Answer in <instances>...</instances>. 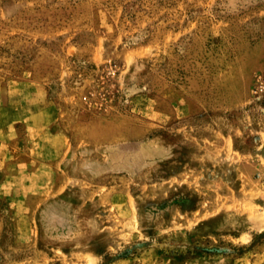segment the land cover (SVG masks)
Instances as JSON below:
<instances>
[{"label": "rangeland", "instance_id": "rangeland-1", "mask_svg": "<svg viewBox=\"0 0 264 264\" xmlns=\"http://www.w3.org/2000/svg\"><path fill=\"white\" fill-rule=\"evenodd\" d=\"M0 264H264V0H0Z\"/></svg>", "mask_w": 264, "mask_h": 264}]
</instances>
